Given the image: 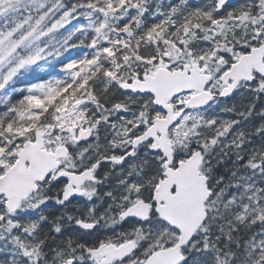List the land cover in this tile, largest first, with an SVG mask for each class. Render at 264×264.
Segmentation results:
<instances>
[{
    "label": "snow or ice",
    "instance_id": "obj_1",
    "mask_svg": "<svg viewBox=\"0 0 264 264\" xmlns=\"http://www.w3.org/2000/svg\"><path fill=\"white\" fill-rule=\"evenodd\" d=\"M0 264H264V0H0Z\"/></svg>",
    "mask_w": 264,
    "mask_h": 264
}]
</instances>
